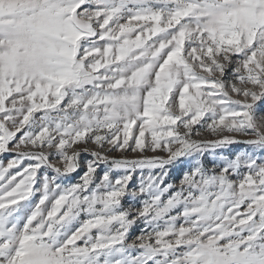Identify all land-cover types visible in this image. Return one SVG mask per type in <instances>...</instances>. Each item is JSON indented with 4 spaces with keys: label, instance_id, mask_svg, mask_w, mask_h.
I'll return each mask as SVG.
<instances>
[{
    "label": "snow or ice",
    "instance_id": "obj_1",
    "mask_svg": "<svg viewBox=\"0 0 264 264\" xmlns=\"http://www.w3.org/2000/svg\"><path fill=\"white\" fill-rule=\"evenodd\" d=\"M0 264H264V0H0Z\"/></svg>",
    "mask_w": 264,
    "mask_h": 264
},
{
    "label": "rangeland",
    "instance_id": "obj_2",
    "mask_svg": "<svg viewBox=\"0 0 264 264\" xmlns=\"http://www.w3.org/2000/svg\"><path fill=\"white\" fill-rule=\"evenodd\" d=\"M216 137L212 136L210 133L208 132H202L201 135L199 137L194 136L193 139H197V140H213ZM237 140L243 141L244 139H246L245 137L242 136H238L236 137ZM245 150H248L246 148V146L243 143H238L235 145H228L224 148H219L215 150L216 153V158H217V162L218 163H222V161H219V157L223 156V157H227V158H234L235 155H237L240 152H243ZM117 156H119V154H116ZM147 155L149 157H151L152 155H154L151 152H148ZM161 156H166V153H160ZM136 154L134 153H129L128 158H135ZM213 161V156L210 153H205V157H204V163L206 166H211V163ZM103 167V166H102ZM157 172L159 170H156ZM183 171H187V166L184 164H179L177 163L174 166H170L169 168V177L167 179L168 183H173L174 185H178L179 184V178L182 175ZM82 174V171L80 173L74 174L75 177V181L74 182H78L79 181V176ZM140 180V176L139 174L134 176V181H135V185L134 186H138ZM140 231V226H134L131 235L135 236L136 234H138Z\"/></svg>",
    "mask_w": 264,
    "mask_h": 264
}]
</instances>
